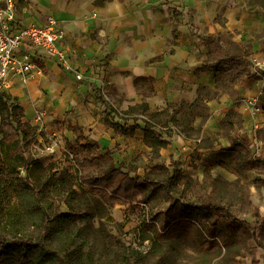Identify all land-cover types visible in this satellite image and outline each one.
Returning <instances> with one entry per match:
<instances>
[{
    "label": "crops",
    "instance_id": "obj_1",
    "mask_svg": "<svg viewBox=\"0 0 264 264\" xmlns=\"http://www.w3.org/2000/svg\"><path fill=\"white\" fill-rule=\"evenodd\" d=\"M14 1L20 26L55 20L63 32L58 46L68 67L37 54L34 61L40 74L25 87L16 84L6 92L21 102L20 107L31 103L25 119L33 121L39 111L41 123L48 124L50 131L69 126L66 131L75 144H96L97 151L104 152L121 149L119 163L139 153L149 158L143 132L124 137L106 129L101 106L88 84L99 86L106 102L119 113L143 104L149 112H159L167 104L191 102L198 86L219 90L215 68L222 67L214 66L210 54L217 47L220 56L222 50L233 52L223 58L240 57L242 66L264 47V8L249 5L248 0H101V5L96 0ZM204 63L210 68L203 69ZM76 74L82 80L77 81ZM234 89L236 95L222 94L207 103L208 117L198 139L174 135L160 149L165 166L174 153L185 157L196 152L198 170L223 171L224 163L235 169L236 153L222 137L220 121L229 110L241 114V101L257 96L262 84L245 77ZM241 119L239 133L255 142L251 134L256 123L264 127V115ZM199 123L197 118L194 129Z\"/></svg>",
    "mask_w": 264,
    "mask_h": 264
},
{
    "label": "trees",
    "instance_id": "obj_2",
    "mask_svg": "<svg viewBox=\"0 0 264 264\" xmlns=\"http://www.w3.org/2000/svg\"><path fill=\"white\" fill-rule=\"evenodd\" d=\"M101 5V0L95 1ZM249 5H256V0H249ZM213 44V42H209ZM217 47L213 53L214 66L222 67L229 73L225 91L213 90L206 86H198L195 98L191 102L181 101L176 105L167 104L159 112H149L145 104L140 106L144 113L142 117H131L129 112L138 110L131 107L124 113L113 110L104 99L99 86L88 84L96 102L101 106V117L106 129L114 133L132 137L136 130L143 132V143L149 148V160L157 163L151 170L138 175L126 169L123 164L116 165L107 148L103 155L96 153L98 145L76 143L70 148L75 161L88 173L85 181L89 191L101 193L104 203L113 207L115 204L131 202L137 195L146 201L150 197L159 198L168 205L166 210L156 212L152 217L158 226L162 237L170 241H185L192 238L198 248L206 253L224 250L234 264L240 251L252 239L259 243L258 234L264 229V220L249 226L239 219L226 200L215 197V191L225 183L220 177L204 172L201 182L182 176L172 163L167 168L160 161V149L170 144L174 135L184 139H198L202 124L208 117L207 103L217 99L222 94L234 96L236 85L243 83L244 78H254L245 68L237 69L242 63L238 56L223 58ZM203 69L210 66L203 64ZM11 102V103H10ZM21 108L5 91H0V264H68L60 260V255L47 249L41 239L33 240L26 235L28 224L40 227L45 235H57L49 226L48 215L41 206L43 197H59L67 212L60 213L58 218L64 222L78 218L81 212L89 209V193L78 192L72 188V176L65 173L55 176L50 174L52 167H43L34 162L35 168L43 175L31 180L32 162L24 158L25 151L36 138L37 128L21 119ZM165 117L164 120H161ZM200 118V123L194 129V122ZM222 137L230 141L237 174L245 171L264 172V127L257 130L255 139L260 143L258 155L250 154L251 142L247 135L240 134L242 119L233 110L225 113L220 121ZM201 147V144L197 145ZM23 168L27 175L19 177V169ZM159 170L164 172L161 179L152 174ZM178 181V182H177ZM181 183L188 190L196 189L200 196L199 203L186 202L175 191L176 184ZM237 182L230 185L235 186ZM256 185L264 187V179L255 181ZM227 185V183H226ZM101 191V192H100ZM238 195L243 205H249L247 190L240 187ZM72 264H80L78 256Z\"/></svg>",
    "mask_w": 264,
    "mask_h": 264
},
{
    "label": "rangeland",
    "instance_id": "obj_3",
    "mask_svg": "<svg viewBox=\"0 0 264 264\" xmlns=\"http://www.w3.org/2000/svg\"><path fill=\"white\" fill-rule=\"evenodd\" d=\"M249 1V0H248ZM254 6L264 8V0H256ZM233 52L222 50L221 56L227 57ZM215 60L214 56L211 61ZM213 66V64H212ZM237 69L245 68L249 73L253 74L252 66L248 62L238 64ZM229 76L222 68H215V78L219 84V90L225 91L227 85L226 78ZM0 91L2 89L0 88ZM8 94V93H7ZM10 95V94H8ZM236 95V94H235ZM15 102L20 105V101L10 95ZM264 97V92H263ZM245 98L241 101L242 112L240 116L248 117L245 109ZM11 103V102H10ZM31 107V103L21 108V119L29 122L37 128L36 138L24 153L27 162H32L31 180L33 177H40L43 173L35 168L34 162H39L44 168L51 166L52 172L58 176L60 174H69L72 176V188L78 192L85 190L89 193V209L81 212L78 218L64 222L58 218L60 213L67 212L66 207L60 203L59 197L45 196L42 199L41 206L48 215V223L53 231L57 232L56 236L50 234L45 235L44 231L35 225L28 224L26 235L33 239H41L47 249L52 250L60 255V260L68 263L78 256L80 264H231L229 255L224 250L220 252L214 251L206 253L194 243L192 238L185 241H170L162 237L158 226L152 220L156 212L166 210L167 203L159 198L150 197L144 201L140 195L131 202L115 204L113 207L106 205L101 193L88 189L84 180L87 179L88 173L73 158L70 148L75 145V141L69 135L70 127H61L56 131H50L48 124L34 123L29 121L25 113ZM33 108L35 106H32ZM138 110L129 112L127 115L131 117H142L144 113ZM36 110V107L34 108ZM124 113V112H121ZM162 117L161 120H164ZM254 129L253 135L257 130ZM68 130V132L66 131ZM192 139L194 134H190ZM1 139V134H0ZM254 139V138H253ZM250 140V154L257 156L260 143L255 139ZM257 141V142H256ZM201 144L199 142L197 145ZM121 149L112 147L109 149L110 156L116 165H124L126 169L131 170L135 174L144 175L157 163L147 158L144 153H139L135 157H131L129 162L119 163L120 155L117 153ZM227 154L229 151H225ZM96 153L103 155L104 151L100 150ZM198 160V154L192 152L185 157L180 153H174L167 168L172 163L176 164V169L185 177L192 178L196 182H201L205 171L210 175L220 177L225 183L221 185L220 190L215 191L217 199H224L232 208L237 217L243 220L249 226H253L256 222L264 220V187L256 185L255 181L264 179V172L254 170L245 171L237 174L235 169L227 167L224 163L223 171L198 170L195 162ZM160 161H164L160 157ZM165 165V164H164ZM27 173L23 168L19 169V177H26ZM153 177L161 179L164 172L159 170L152 174ZM178 182V181H177ZM237 182L235 186L230 185ZM227 183V185H226ZM242 187L247 190V199L249 205L245 206L241 203L238 195V189ZM175 191L180 194L186 202L199 203L200 196L196 189L188 190L181 183L176 184ZM101 192V191H100ZM259 243H255L250 239L245 248L240 251L239 256L234 259V264H264V229L258 234ZM58 264V262L54 263Z\"/></svg>",
    "mask_w": 264,
    "mask_h": 264
},
{
    "label": "built area",
    "instance_id": "obj_4",
    "mask_svg": "<svg viewBox=\"0 0 264 264\" xmlns=\"http://www.w3.org/2000/svg\"><path fill=\"white\" fill-rule=\"evenodd\" d=\"M62 37L63 32L57 29L53 18H47L43 25L20 26L16 21L15 1L0 0V88L6 92V89L16 84L25 87L35 74L39 75L34 61L37 54L54 58L61 66L68 67L58 46ZM249 63L254 78L262 84L257 96L245 102L247 116L254 118L264 115V47L260 53L249 58ZM75 78L77 81L82 80L80 74H76ZM33 121L40 123L42 113L36 111ZM257 128L259 123L255 124L254 129Z\"/></svg>",
    "mask_w": 264,
    "mask_h": 264
}]
</instances>
